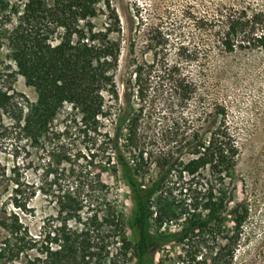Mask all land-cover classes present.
<instances>
[{
  "label": "trees",
  "instance_id": "16d2710c",
  "mask_svg": "<svg viewBox=\"0 0 264 264\" xmlns=\"http://www.w3.org/2000/svg\"><path fill=\"white\" fill-rule=\"evenodd\" d=\"M101 4L102 0H0V46H7L18 73L37 92L36 101H31L13 85H0V145L15 134L35 144L56 135L54 122L66 104L95 129L102 119L111 121L113 131L106 134L115 161L109 170L126 184L133 209L127 213L107 202L102 220L96 214L81 229L64 227L36 255L30 252L34 246L12 238L22 231L19 218L11 224L5 220L2 225L10 232L0 246V264H157L156 251L170 243L205 241L222 233L228 253L217 264H236L251 209L245 201L232 205L240 150L226 121H218L225 108L216 106L207 127L201 116L187 125L177 112L191 98L195 84L176 70L162 80L168 88L160 84L152 97L142 74L133 78L135 72L120 91L116 71L121 46L111 38L120 19L108 1L111 22L98 29L94 19ZM207 21L220 32L226 51L264 48L261 9L218 2ZM107 96L114 101L107 103ZM155 116L163 124L160 138L149 135ZM200 121L204 123L197 124ZM158 139L165 145L147 148ZM13 170L11 177L0 160V197L11 183L17 191L23 187L19 167ZM176 187L192 196L176 199ZM72 204L74 210L81 209L74 198ZM15 205L26 207L18 199ZM173 223L178 228H167Z\"/></svg>",
  "mask_w": 264,
  "mask_h": 264
},
{
  "label": "rangeland",
  "instance_id": "374dc122",
  "mask_svg": "<svg viewBox=\"0 0 264 264\" xmlns=\"http://www.w3.org/2000/svg\"><path fill=\"white\" fill-rule=\"evenodd\" d=\"M108 1L120 19L119 30L111 33L121 46L116 71L120 91L135 72L133 78L142 74L152 97L160 84L168 88V82L162 80L176 70L195 84L191 98L177 112L187 125L201 116L206 118L203 123L207 127L214 120L216 106L225 108L218 121H226L240 150L232 177V205L245 201L251 209L235 262L264 264V48L238 46L226 51L220 32L207 21L213 18L218 2L264 11V0H102L100 15L94 19L98 29L111 22L113 11L107 7ZM0 85H13L29 100L37 99V92L18 73L5 44L0 46ZM112 101L107 96V103ZM71 106H64L54 122L56 135L43 143L35 144L25 135L15 134L0 145V160L11 177L13 169L19 167L23 183L21 191L11 183L0 197V246L10 232L2 222L11 224L15 216L22 223V231L12 238L34 246L30 252L36 255L38 248L64 227L81 229L96 214L102 220L107 202L127 213L132 211L126 184L109 170L115 161L106 134L113 131L111 121L102 119L95 129ZM158 107H162L160 101ZM155 121L149 135L160 138L163 124L158 116ZM163 145L158 139L147 148ZM188 158L185 154L184 159ZM204 173L208 176V171ZM185 192L176 187L173 196L187 201L192 195ZM73 198L81 206L78 211L74 210ZM16 199L26 207L15 205ZM227 221L231 226L229 218ZM228 245L225 233L205 241L173 242L158 249L155 260L157 264H217L227 257Z\"/></svg>",
  "mask_w": 264,
  "mask_h": 264
}]
</instances>
